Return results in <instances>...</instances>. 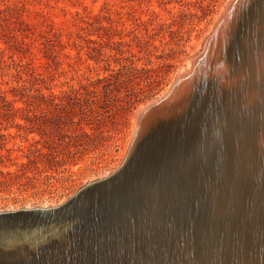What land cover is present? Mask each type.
<instances>
[{"label": "bare ground", "instance_id": "1", "mask_svg": "<svg viewBox=\"0 0 264 264\" xmlns=\"http://www.w3.org/2000/svg\"><path fill=\"white\" fill-rule=\"evenodd\" d=\"M204 44L168 104L132 114L120 173L0 216V264H264V0H230Z\"/></svg>", "mask_w": 264, "mask_h": 264}, {"label": "rangeland", "instance_id": "2", "mask_svg": "<svg viewBox=\"0 0 264 264\" xmlns=\"http://www.w3.org/2000/svg\"><path fill=\"white\" fill-rule=\"evenodd\" d=\"M229 1L0 0V94L8 101L14 98L7 90L29 73L44 81L42 93L60 94L121 65L129 68L111 86V100H99L101 122L82 124L92 134L84 146L56 140L60 132L53 131L48 151V135L19 129L27 125L24 115L10 113L23 104L0 102V211L60 206L86 184L116 172L135 136L132 114L158 100L191 57L202 53ZM130 101L134 105L125 107ZM70 125V131L76 128ZM34 147L49 154L33 157Z\"/></svg>", "mask_w": 264, "mask_h": 264}, {"label": "trees", "instance_id": "3", "mask_svg": "<svg viewBox=\"0 0 264 264\" xmlns=\"http://www.w3.org/2000/svg\"><path fill=\"white\" fill-rule=\"evenodd\" d=\"M8 9L9 8L6 9V12ZM3 12L5 11H0V14ZM7 38L9 39V37ZM88 41L92 42L90 40ZM112 58L113 55L109 54L106 58L102 59V61L108 64ZM128 71L129 68L127 66L121 65L120 68L110 72L104 77L90 81L87 85L72 89L67 93L64 92L60 94L42 93L40 85H42L44 81L35 78L33 74L29 73L26 79L20 78L23 82L21 85L7 90L14 98L13 101H8L4 94H0V102L5 105L12 104V102L16 101L23 104V107H12L10 113L13 114L16 111L24 115L27 125H17L19 129H25L27 131L38 130L41 137L48 135L46 139L42 138L45 146L44 148L48 149V151V147L55 143L53 139L50 140L51 137L49 136L53 131L60 132L59 139L56 140L61 141L64 138H69L71 142L75 139L79 142V145L82 144L84 146L92 141V134L86 132L82 124L89 127L91 124L96 126L101 122L103 115L100 114L99 111V109H102V106L98 103L99 100H111V86L114 82L119 83ZM132 103L134 102H125V107L126 105L128 107L133 106L134 104ZM1 113L2 112H0V114ZM69 125L73 127L76 126V128L70 131L68 129ZM64 129L67 131L69 130L74 136H67ZM29 151H31L30 154H35L33 157L36 158L46 157L49 154L48 152L45 153L43 148L38 149L37 147Z\"/></svg>", "mask_w": 264, "mask_h": 264}, {"label": "water", "instance_id": "4", "mask_svg": "<svg viewBox=\"0 0 264 264\" xmlns=\"http://www.w3.org/2000/svg\"><path fill=\"white\" fill-rule=\"evenodd\" d=\"M206 54V51H202V53L200 55H198V57H196V64L201 63V59L204 57V55ZM177 87H178V80L175 81L172 89L168 92V94L161 100H155V101H152L150 102L151 105H150V108H149V111L153 110V109H160L162 108L163 106H165L166 104H168V100L171 96H173L177 90ZM171 99V98H170ZM137 135H138V132H136L135 136H134V139L130 145V148L127 152V155L122 163V165L120 166V168L113 174H111L108 178L102 180V181H96V182H93L92 184H88L84 187H82L81 189H79V191L73 196L71 197L69 200H67L63 205L57 207V208H49V209H19V210H15V211H9V212H3V213H0V216H7V215H14V214H19V213H33V212H50V211H57L63 207H65L66 205H68L72 200H74L76 197H78L79 195H81L85 190H87L89 187L91 186H94V185H97V184H101V183H104L106 181H108L109 179L115 177L118 173H120V171L125 167V165L127 164L129 158H130V155L132 153V150L134 148V145H135V142H136V138H137Z\"/></svg>", "mask_w": 264, "mask_h": 264}]
</instances>
